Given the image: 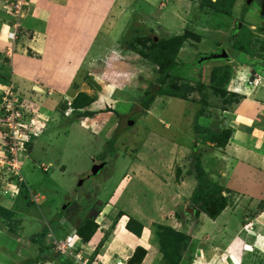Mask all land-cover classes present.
I'll use <instances>...</instances> for the list:
<instances>
[{
  "label": "rangeland",
  "instance_id": "rangeland-1",
  "mask_svg": "<svg viewBox=\"0 0 264 264\" xmlns=\"http://www.w3.org/2000/svg\"><path fill=\"white\" fill-rule=\"evenodd\" d=\"M27 1V11L21 7L17 11L13 6H19V1L0 0V35L5 29L3 24L10 27L13 20L30 17L34 3ZM122 1L121 9L116 11L121 15L115 16L118 19L110 25V35L101 40L105 51L106 44L115 42L111 50L120 55H105L98 61L94 51L97 47H93L82 73L60 77L62 82L56 78L57 84L63 86L60 90L53 83L47 85L36 79L41 90L25 87L23 78L14 72L19 67L15 69L11 60L5 58L6 52H17L14 41L4 47L0 42V113L5 93L13 87L19 97L33 102L38 116L47 114L51 118L31 153L20 154L21 177L29 188L16 186V180H10L12 173L0 176V264H31L38 256L49 260L48 250L41 249L48 244V238L71 232L70 225L82 223L94 208L105 203L116 206L109 218L114 213L115 219L123 210L144 223L148 231L163 225L188 236L180 264H258L259 259L264 264V103L252 117L254 109L244 110L246 119L234 112L243 103L264 102V89L260 88L264 86V0H252L251 4L236 0L230 18L215 16L201 0ZM188 32L192 37L184 38L179 50L172 53V60L179 66L170 72L162 87L164 92L143 106L142 98L150 86L157 84L159 72L139 50L155 53L153 41ZM135 36L151 37L153 41H148L146 47L133 48L127 43ZM19 38L18 35L15 42ZM238 38L246 51L234 44ZM175 46L172 48L177 49ZM223 51L228 60L208 59ZM114 60L106 77V68ZM65 65L54 66L52 74L66 72ZM122 68H129V75L122 76ZM217 68L230 70L231 81L226 89L241 95L240 103L228 106L230 111L220 110L223 100L213 95L211 79ZM253 74L261 76V86L246 82L257 78L258 75L251 77ZM172 83L191 86L190 97L185 100L168 95L166 90ZM198 84L204 85V91L211 95L208 100L216 107L210 109L212 115H198L202 109L201 102H197L202 97L197 92ZM81 92L91 96L94 103L81 111L68 110L69 103ZM86 111L95 114L79 115ZM232 124L237 130L233 128L234 140L226 149L205 140L206 129L215 132ZM115 136V143L109 145ZM247 137L253 145L245 144ZM5 142L0 140L2 153ZM99 161L107 162L106 167L89 177ZM199 177L210 181L212 191V186L220 188L228 199V207L215 220L204 213L196 217L195 212L194 218L188 213L196 192L204 184ZM243 215L247 223L241 226ZM125 222L128 218L117 230L121 236ZM46 227L52 228L51 234L40 243L37 238ZM153 234H149L150 240H154ZM252 234H257L256 240ZM155 243L151 242L157 248ZM145 245L153 250L150 243ZM125 247L120 241L115 243L112 251L117 259L125 261ZM156 253V264H166L163 253Z\"/></svg>",
  "mask_w": 264,
  "mask_h": 264
},
{
  "label": "crops",
  "instance_id": "crops-1",
  "mask_svg": "<svg viewBox=\"0 0 264 264\" xmlns=\"http://www.w3.org/2000/svg\"><path fill=\"white\" fill-rule=\"evenodd\" d=\"M32 1L34 3V6L32 7L33 11L31 12L30 17L27 16L28 19L26 18L25 21H20V38L17 42H14L15 46L13 45L18 53L12 50V52H6L5 55V58L11 60V64L15 67V69L19 67L18 70H14V72H16L20 78H23L22 80L25 81L23 85L25 87L33 88V91L41 90L39 82H42L44 84L47 83V85H52L51 83H53V85L55 87L57 86L58 90H60V88H62L63 86L57 84V81H55L56 78H62L68 74L72 76V73H82L83 66L86 64V59L93 47H97V49H95L94 51L95 55H97L98 61H101V59L105 55H110L114 58H117V56L120 55V53H117L118 55H116V52L113 53L111 50L115 46V42L110 41L109 44H106L108 49L105 51L104 45L101 43V40L106 39L108 35H110L112 30L110 25H112V23L114 24L118 19L115 16L121 15V13H117L116 11L121 9V5L123 2L122 0ZM27 4L28 1L26 2V6L24 7L25 11H27L28 9ZM3 26L5 29L4 31L1 30L0 35V42L2 43V47H4L5 45H10L8 42L9 40L7 38V33L12 30L11 27H8L7 24H3ZM96 51H99V54H97ZM29 53H33L35 54V56H30ZM71 57H75V59H72ZM106 58L107 57H105V59ZM115 62L116 61L114 60V62H112L106 68L107 70L105 72L108 71L106 77L110 75L109 71H111L110 69ZM62 63L66 64L64 68L65 70L67 69L66 72L63 71L61 74L55 73L53 75L51 69L54 66L62 67ZM121 71L126 72L125 75H129L130 69L126 68V70H123L122 68ZM46 77L49 79H47ZM61 78L58 81L62 82ZM34 79H36V81L38 80L39 82H34ZM48 82H50V84ZM260 88L264 89V86H261ZM263 103L264 102L248 105L247 103H243L242 105L238 106L234 112H236L237 115H239V117L243 119L246 116L244 112L254 109V112L251 115L252 117L260 111V108H263L261 106V104ZM253 120L255 119L253 118ZM230 121L231 123L234 122L235 124L234 119ZM256 122L260 124L258 121ZM231 126L237 130L236 126H234L233 124ZM247 136L249 135L247 134ZM233 140L234 139H232V141ZM249 143L253 145L252 140L248 138L246 139L245 144L250 145ZM114 208L115 207L109 204L104 207L103 214L101 213L98 218V220L101 222L102 230L101 232H98L96 239L93 238V240H91L87 244L85 249H82V252H86L88 255H90L92 252L94 253L95 248L103 239V232L109 229L108 227L111 225L114 219V213L111 214L113 215V217H108L111 213L110 211ZM123 221L124 219L121 221V224H119L118 228L120 227V229H122ZM126 224L127 222H125V225ZM117 229L107 239L104 247L100 250L99 254L95 256L97 264H116L119 260H123L117 259L116 255H114L112 251V248H114L115 243L118 241L126 245L124 255L122 257L125 259V261L129 260L132 256L131 249L134 250L137 246H143L148 250V254L142 264H156V251H158V249L154 245H152L153 243L151 244L152 240H150L151 238L149 237V234L152 232L151 230H147L148 228L146 227V225L141 237H137L133 233L126 230V228L123 229L124 235L121 236L120 231H117ZM146 231L148 232V234L146 233ZM147 242L148 244L150 243V247L153 248V250H150L148 248L149 245H145L147 244ZM76 245L78 249L80 247H83L80 246L78 242H76ZM56 263L61 264V262Z\"/></svg>",
  "mask_w": 264,
  "mask_h": 264
},
{
  "label": "trees",
  "instance_id": "trees-1",
  "mask_svg": "<svg viewBox=\"0 0 264 264\" xmlns=\"http://www.w3.org/2000/svg\"><path fill=\"white\" fill-rule=\"evenodd\" d=\"M202 4L206 7L207 11H211L215 16L218 15L220 16H227V17H232L233 16V9L235 6L236 0H201ZM238 28H236L237 32ZM193 34L191 32H188L184 36H177V37H172L171 39L167 40H161L159 42L153 41L151 37L147 36H135L133 39L128 41L127 44H130L129 46H132L135 48V46L139 47H146L148 41H153L154 46L157 48V51L154 53L151 50L145 51V49L139 50V53L145 57L147 60L152 62L158 67V72H159V80L156 85H152L149 87L148 91H146L144 97L142 98V104L143 106H148L151 101H153L158 95V93L164 92V89L162 88L166 81L167 78L169 77V74L172 70L177 68L179 65L175 63L172 60V53L174 51H178L183 44L184 38H187ZM144 37V38H143ZM147 37V38H146ZM241 41L242 39L238 38L234 44H237V46L241 51H246L244 47L241 46ZM177 46V49L172 48V46ZM175 46V47H176ZM169 51V53H168ZM248 52V51H247ZM122 76L126 74V72L121 71L120 73ZM121 75L119 77L121 78ZM212 87H214V92L213 95L216 96L218 95L223 101V106L220 108L222 111H230L228 108L229 105L233 103H240V94L231 92L229 93L226 89V86L229 84L231 81V73L228 68H217L214 70L213 75H212ZM123 85V84H121ZM168 90H166V93L170 96H176L177 98L185 99L187 100L193 89L191 91L188 90L189 87L186 86H181L178 85L177 83L174 84L172 83V86H168ZM205 86L202 84H198L197 86V92L200 93L201 99L197 102H201L202 109L198 112L199 116H202L206 113L212 115L214 114L213 111H211V108H216L212 103L209 102V97L211 96L210 94L206 93L205 91ZM205 92V93H204ZM94 103V100L91 96L85 94L84 92L79 93L70 103L69 107L74 109L75 111H81L85 109L86 107H89L91 104ZM214 106V107H213ZM65 107L68 108V106L65 103ZM209 108V110L206 109ZM65 109V108H64ZM218 109V108H217ZM4 110L0 113V117L3 116ZM95 113L86 111L84 113H80V116L84 117H92ZM205 131H208L207 138L205 140L213 143L216 148L219 149H226L228 144L230 143V139L234 135V129L232 127H220L219 131L212 132L208 129ZM117 137L115 136L112 138L109 142V145H113L116 141ZM34 146V136L31 137L30 141L27 143V154H30L32 151V147ZM26 154V153H25ZM10 158V156H9ZM198 160V158H196ZM201 181H203V177L198 178ZM204 184L200 190H198L193 198V205L192 208L197 212L196 217H199L201 213L206 214L209 216L211 219H217L223 211L228 207V199L221 194L220 188L216 187L213 191L210 189V181L206 179V181H203ZM18 185L22 190L28 189L29 186L26 183L25 180H17ZM106 204H102L101 206L94 208L90 214H88L87 218L84 219L82 223H78V225H70L69 229H71V232H67V234L62 235V237H57L56 235L49 237L48 236L51 234V229L50 227H46V229L40 234V236L37 238V241L40 243L44 242L45 237L47 236L48 244L45 246H41L42 251H47L48 253L47 256L50 258V261H57L65 262L64 264H68L67 260L68 257L60 255V253L56 254L54 253V241H63L65 238H67L68 235L74 234L80 237V239L83 242H89L94 235L97 233L98 229L100 228V225L97 223V218L99 217L100 213L103 211L104 207ZM252 211V210H251ZM125 215L122 210H120L118 216L114 220L112 224V229L117 225L118 221L120 218ZM246 215V214H245ZM245 215L241 216L242 222L241 226L246 224L247 222L244 223V218L246 217ZM251 215V214H249ZM196 220V219H195ZM144 223L138 221L135 219L134 216L130 217L129 222L126 225V228L128 231L132 232L135 234L137 237H141L143 229H144ZM240 224L237 226L239 227ZM154 233V243L157 242V248L160 252L163 253L164 260L166 264H180L181 262V255L182 251L185 250V245H183L184 240L188 236H184V234L177 232L176 230L159 225V228H155L152 230ZM183 235V236H182ZM108 237H106L107 239ZM105 240L98 246L96 252L99 253L100 249L104 245ZM156 244V243H155ZM96 253V254H97ZM148 254V250L145 249L144 247H137L131 256L129 260V264H142L144 259L146 258ZM54 255L57 256L53 257ZM70 261V260H69ZM46 261H43L41 259V256H38L35 261L31 262V264H40V263H45ZM71 262V261H70ZM262 260H258V264H260ZM70 264H73L71 262Z\"/></svg>",
  "mask_w": 264,
  "mask_h": 264
},
{
  "label": "built area",
  "instance_id": "built-area-1",
  "mask_svg": "<svg viewBox=\"0 0 264 264\" xmlns=\"http://www.w3.org/2000/svg\"><path fill=\"white\" fill-rule=\"evenodd\" d=\"M24 4L25 0H19V6H15V10L18 11L17 8L20 7L23 8ZM14 35L13 33L10 34L11 37ZM3 105L2 109L4 112L2 113L3 116H1L2 123H0V126L5 127L1 129H7V131L1 133L2 130L0 129L2 136L0 140H6L3 143L5 152H0V176L4 177L8 173H12L13 177L10 178L11 181H22L20 154L27 152V143L31 137H37L42 131L43 118L40 116H29V106L26 100L19 97L13 87L5 93ZM5 120L6 122L4 123L3 121ZM72 242L73 237L70 236L63 241L55 240L53 249L63 255L76 257L79 264H87L88 260H82V257L77 255L71 248Z\"/></svg>",
  "mask_w": 264,
  "mask_h": 264
},
{
  "label": "clouds",
  "instance_id": "clouds-1",
  "mask_svg": "<svg viewBox=\"0 0 264 264\" xmlns=\"http://www.w3.org/2000/svg\"><path fill=\"white\" fill-rule=\"evenodd\" d=\"M19 0H15V2L14 3H16V2H18ZM26 2H27V0H25V4H24V6H23V8L26 6ZM13 9L15 10V5L13 6ZM13 23V24H12ZM19 24H20V21H17V20H13L12 22H11V25H10V27H11V31H9L8 33H7V38H8V40L9 41H11V40H13L14 42L17 40V38H18V35H19ZM11 33H13V34H15L13 37H10V36H8L9 34H11ZM226 59V58H225ZM257 76V74H253V75H251V77H253V76ZM260 75H258L257 76V78L256 79H254L253 80V78L252 79H250V80H247L246 82L247 83H249L251 86H253V85H255V86H258L259 84H260V86H261V76L259 77ZM23 100H26V102H27V105L29 106L28 107V110H29V112H30V114H29V116H38V114H37V112L34 110V108L32 107L33 106V102H30L31 100H28L29 98H24L23 96H20ZM69 105H71L70 103H69ZM72 110V108L71 107H69L68 108V110ZM3 110V109H2ZM40 117H42L43 118V120H46V121H48L47 123H45V122H42L43 123V127L41 128L42 129V131L37 135V137H35L34 138V142L36 141V140H38L43 134H45V132H46V129H47V126L49 125V121H50V117L46 114V115H42V116H40ZM233 128V127H232ZM233 138V137H232ZM232 138L230 139V142L232 141ZM229 145V144H228ZM228 147V146H227ZM29 156V155H28ZM101 163H103V162H101ZM106 164H107V162H105ZM98 164V163H97ZM106 167V166H105ZM104 167V168H105ZM103 168V169H104ZM21 170H22V168H21ZM100 173V172H99ZM17 181V180H16ZM18 185V183H16V186ZM15 186V187H16ZM19 186V185H18ZM20 187V186H19ZM21 189V188H20ZM16 190H17V188H16ZM21 190H17V192H20ZM106 205L107 204H109V205H112V206H114L115 208H116V206L114 205V204H111V203H105ZM123 211V210H122ZM119 212H120V210L118 211V214H119ZM124 212V214L125 215H123L121 218H120V220L118 221V223H117V225L112 229V224H113V222H114V220L116 219V217L118 216V214H117V216L115 217V219L113 220V222H112V224H111V226L109 227V229L108 230H106L105 232H103L104 233V236H103V239L99 242V244L97 245V247L95 248V250H94V253L92 254H90V255H88L86 252L84 253V252H82V249L84 250L85 249V247L87 246V244L91 241V240H93V238H95L96 239V236H97V234H98V232H101V230H102V226H101V222L98 220V218H97V223L100 225V228L98 229V231H97V233L94 235V237L89 241V242H83L81 239H80V237H78L77 235H74V234H70V235H68V236H70V237H73V242H72V245H71V248L75 251V253L77 254V255H79V256H81L82 257V260H88V263L87 264H97L96 263V260H95V256H97L99 253H97L96 252V250H97V248H98V246L105 240V242L107 241V239L111 236V234L118 228V226H119V224H121V221L124 219L123 217H127L128 218V222H129V220H130V216L131 215H129L128 213H126L125 211H123ZM196 212V211H195ZM102 214H103V211L101 212ZM101 213H100V215H101ZM99 215V216H100ZM129 216V217H128ZM191 216V215H190ZM195 217V213H194V216L192 217V218H194ZM127 222V223H128ZM127 225V224H126ZM126 225H125V228H126ZM144 228H145V226H144ZM245 228V227H244ZM243 228V229H244ZM118 230V229H117ZM126 230H127V228H126ZM144 230V229H143ZM151 230V232H152V229H150ZM244 231H247L246 230V228L244 229ZM130 232V231H129ZM248 232V231H247ZM132 233V232H131ZM241 234V233H240ZM135 235V234H134ZM257 234H252V236H253V238H255V240H256V236ZM67 236V237H68ZM106 237H108L107 239H106ZM66 239V238H65ZM64 239V240H65ZM76 242H78L79 243V245L80 246H83V247H80L79 249L77 248V245H76ZM105 244V243H104ZM75 245H76V247H75ZM85 245V246H84ZM104 247V245L102 246V248ZM137 247H139V246H137ZM136 247V248H137ZM140 247H143V246H140ZM101 248V249H102ZM135 248V249H136ZM145 248V247H144ZM100 249V250H101ZM135 249H134V251H135ZM146 249V248H145ZM158 249V248H157ZM54 250V249H53ZM55 251V250H54ZM56 253H59V252H57V251H55ZM54 252V253H55ZM100 252V251H99ZM97 253V254H96ZM60 255H63V254H61L60 253ZM133 255V254H132ZM63 256H66V257H68V259L69 260H71L74 264H79L78 262H77V258L76 257H73V256H70V255H63ZM131 258V257H130ZM130 260V259H129ZM129 260H127V261H123V260H119L116 264H126V263H128L129 262ZM145 260V259H144ZM57 261H50V258H49V260H47L45 263H40V264H57L56 263ZM59 263V262H58ZM129 264V263H128Z\"/></svg>",
  "mask_w": 264,
  "mask_h": 264
},
{
  "label": "water",
  "instance_id": "water-1",
  "mask_svg": "<svg viewBox=\"0 0 264 264\" xmlns=\"http://www.w3.org/2000/svg\"><path fill=\"white\" fill-rule=\"evenodd\" d=\"M251 1L252 0H249L248 1V4H251ZM228 54L227 52L224 51V54L223 55H220V56H209L208 59H218V58H222V59H225L227 58ZM134 123V121H130L129 125L132 126ZM106 166V163L103 162V163H98V164H95L94 165V168L88 173V176L89 177H93V176H96L99 174V172ZM87 176V175H86ZM188 213L193 217L194 216V213H195V210L192 209V208H188Z\"/></svg>",
  "mask_w": 264,
  "mask_h": 264
},
{
  "label": "flooded vegetation",
  "instance_id": "flooded-vegetation-1",
  "mask_svg": "<svg viewBox=\"0 0 264 264\" xmlns=\"http://www.w3.org/2000/svg\"><path fill=\"white\" fill-rule=\"evenodd\" d=\"M247 1H249V0H247ZM224 54V51L223 52H221V54H219L218 56H220V55H223ZM227 60L229 59L228 58V56H227V58H226ZM101 162H104V161H99V162H96L95 164H97V163H101Z\"/></svg>",
  "mask_w": 264,
  "mask_h": 264
}]
</instances>
